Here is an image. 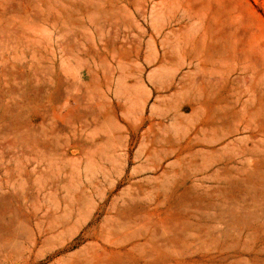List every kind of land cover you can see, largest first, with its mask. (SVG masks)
Segmentation results:
<instances>
[{
    "label": "rangeland",
    "instance_id": "obj_1",
    "mask_svg": "<svg viewBox=\"0 0 264 264\" xmlns=\"http://www.w3.org/2000/svg\"><path fill=\"white\" fill-rule=\"evenodd\" d=\"M0 264H264V0H0Z\"/></svg>",
    "mask_w": 264,
    "mask_h": 264
}]
</instances>
